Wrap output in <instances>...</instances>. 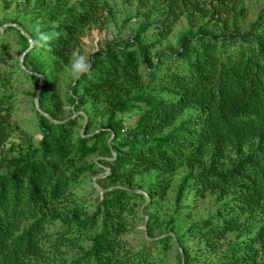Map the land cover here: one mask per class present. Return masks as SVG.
Here are the masks:
<instances>
[{
	"label": "trees",
	"instance_id": "trees-1",
	"mask_svg": "<svg viewBox=\"0 0 264 264\" xmlns=\"http://www.w3.org/2000/svg\"><path fill=\"white\" fill-rule=\"evenodd\" d=\"M227 2L234 8L237 0H163L165 17L158 21L156 33L159 41L184 14L189 21L192 16L214 18L220 27L219 34L200 29L180 35L174 53L152 54L136 35L123 44L105 43L91 54L90 72L74 81L69 100L77 107L89 104L97 116H107L105 129L89 133L91 121L86 116L83 134L74 138L78 117L83 115L58 119L42 111L49 99L56 109L61 107L59 95L42 79L38 107L48 116L37 113L41 135L37 147L0 159V264H41L48 251L42 245L51 237L43 233L45 224L60 217L54 213L57 204L85 172L94 169L105 173L98 179L102 193L96 210L83 220L62 217L65 230L57 232L53 242L56 246L73 243L100 220L88 250L69 264H155L148 249L132 253L119 239L134 227L123 216L126 205L136 198L149 203L150 196L145 199L142 192L118 184H130L150 171L170 173L194 167L206 157L212 160L202 171L181 180L175 203H180L187 189L201 197L229 195L221 209L193 224L191 232L215 253L216 260L207 264L256 262V247L264 246V9L241 31ZM106 10L103 0H77L35 14L55 22L43 31L59 35L43 47L32 45L24 54L22 63L32 80L38 84L41 69L36 61L41 57L49 58L54 71L61 72L76 52L80 30ZM148 27L145 23L140 31ZM19 29L8 26L3 31L18 33L27 50L34 34L24 35ZM141 87L167 92L174 99L140 92ZM9 107L8 98L0 97V145L8 139L3 117H8ZM134 108L139 115L129 132L133 140L112 143L122 130L115 117ZM189 109L193 113L176 123ZM106 135L112 136L109 143ZM99 151L107 157V168L96 163L76 165ZM227 151L238 157L227 168L218 169L214 162ZM168 187V180H158L150 184L149 194L163 198ZM167 240L159 238L151 245L167 247ZM175 240L182 264H195L196 258L182 248L180 239Z\"/></svg>",
	"mask_w": 264,
	"mask_h": 264
},
{
	"label": "rangeland",
	"instance_id": "rangeland-1",
	"mask_svg": "<svg viewBox=\"0 0 264 264\" xmlns=\"http://www.w3.org/2000/svg\"><path fill=\"white\" fill-rule=\"evenodd\" d=\"M103 1L107 4V10L98 16L95 23L87 25L77 35L79 45L76 52L86 55L89 59L91 54L102 48L105 43L123 44L125 41L130 42L136 35L139 40L150 46V52L154 54L159 51L174 53L178 48V38L187 32L195 33L201 29L210 30L214 34L220 33V27L215 23L214 18L209 20L208 17L192 16V20L189 21L184 14L171 26L167 37L159 41L156 33L160 29L158 21L165 17L162 12L163 0ZM75 2L77 0H0V97L8 98L10 105L8 117H3L8 139L0 145V159L14 158L37 147L41 135L38 127L37 113L39 111L35 106V98L38 84L42 79L49 81L51 89L54 94L59 95L61 101V107L56 109L53 99H49L47 103L42 104V111L50 112L58 119L83 115V117H78V124L74 128V138L83 134L86 116L91 121L89 133L106 128L107 116H97L96 111L89 104L77 107L69 100L74 84L68 71L70 62L61 72L57 73L54 71L49 58H38L36 62L41 69V74H39L38 84H36L30 76L31 72H26L22 63L24 54L32 48V44L29 41L28 48L25 50V43L22 42L18 33L11 30L3 31L4 28L8 27L6 25L10 23L18 25L26 34H34L32 29L35 25H39L40 30L43 31V28L51 27L55 22L45 21L35 14L45 13L55 7L70 6ZM154 6L158 7L153 9ZM227 8L236 14L238 28L245 31L264 9V0H237L234 8H231L230 3L227 2ZM164 10L166 11V9ZM229 18L231 21V14ZM145 23H148L149 27L146 28L147 30L140 31ZM140 92L154 94L167 100L174 99L172 94L145 87H141ZM133 104L136 105L137 103ZM99 108L101 109L102 106ZM192 113L193 110H186L179 116L176 123ZM138 115L139 111L134 108L115 117V120L121 124L122 130L117 140L112 143L121 144L133 140L129 132H131L132 125ZM104 139L109 143L112 136L106 135ZM237 157V153L234 151H227L225 156L219 158L214 164L218 169H225ZM106 159L107 157L99 151L76 162V165L87 166L96 163L98 168H107L104 163ZM211 160L206 157L203 164L183 167L170 173L150 171L137 175L130 184H118V186L142 192L145 199L148 195L150 196L149 203L147 199L136 198L126 205L127 209L123 216L128 222L133 221L134 227L119 237L125 249L132 253L148 249L149 251L146 252H150L155 264H182L180 247L175 240L178 238L182 248L188 251L192 258H196L195 264H207L216 260L215 253L207 250L202 241L194 237L191 229L193 224L213 216L216 211L222 208L223 202L230 200V196L207 193L201 197L196 194L194 189H187L183 192L180 203H175L176 191L181 180L185 176H192L202 171ZM99 161L103 162L99 163ZM104 175L103 170L94 169L85 172L70 187L68 196L57 204L54 213L60 217L51 223H46L43 228V233L51 234V237L48 243L42 245L48 251L46 257L41 259V264H69L72 259L88 250L91 245V238L99 232L100 220H98L96 227L88 228L73 243L66 242L64 245L56 246L53 238L57 232L65 230V226L60 221L62 217H74L83 220L94 213L102 193L98 179ZM161 179H166L169 183L165 197L151 196L149 194L150 184ZM188 183L190 186L193 184L191 180ZM147 205L149 206L147 207ZM159 238L170 239L167 240L168 246L151 245L153 241ZM256 248L258 251L256 262L247 264H264V246H257Z\"/></svg>",
	"mask_w": 264,
	"mask_h": 264
},
{
	"label": "clouds",
	"instance_id": "clouds-1",
	"mask_svg": "<svg viewBox=\"0 0 264 264\" xmlns=\"http://www.w3.org/2000/svg\"><path fill=\"white\" fill-rule=\"evenodd\" d=\"M32 30L34 32L32 45L36 48L45 46L47 42L59 35L57 32L41 31L39 25L33 26ZM90 68L91 62L86 55L75 51L71 54L68 71L73 81L80 78L82 75L89 74Z\"/></svg>",
	"mask_w": 264,
	"mask_h": 264
},
{
	"label": "water",
	"instance_id": "water-1",
	"mask_svg": "<svg viewBox=\"0 0 264 264\" xmlns=\"http://www.w3.org/2000/svg\"><path fill=\"white\" fill-rule=\"evenodd\" d=\"M6 26H13V27L19 29L18 26H16L15 24H12V23L7 24ZM3 27H4V26H3ZM19 30H20V29H19ZM20 32H21L22 34L26 35L24 32H22V31H20ZM41 85H42V81L38 84V89H37L36 98H35V106H36L37 110H38L41 114H43L44 116H48L47 114H45L44 112H42V111L39 109V107H38V96H39V92H40V90H41ZM59 123H62V122H59Z\"/></svg>",
	"mask_w": 264,
	"mask_h": 264
}]
</instances>
